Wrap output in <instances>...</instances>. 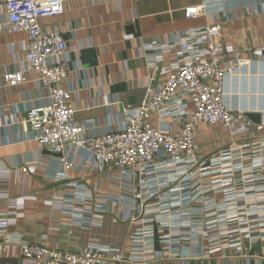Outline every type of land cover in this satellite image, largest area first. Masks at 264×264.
Instances as JSON below:
<instances>
[{
  "label": "built area",
  "instance_id": "1",
  "mask_svg": "<svg viewBox=\"0 0 264 264\" xmlns=\"http://www.w3.org/2000/svg\"><path fill=\"white\" fill-rule=\"evenodd\" d=\"M65 1L4 0L6 31L26 35V67L37 73L47 92V102L27 112L29 140L60 157L66 181L74 168L66 156L71 147L92 163V172L118 170L124 188L115 199L118 206L112 222H140L131 242L147 257L157 240L156 226L163 231L159 243L172 249L202 237L205 250L210 251L224 233L230 249L250 251L264 227V122L254 124L244 111L229 107L225 98L226 79L249 63L226 54L217 42L224 23L235 15L218 13L211 23L183 30L179 43L186 57L181 60L176 54L161 78L151 76L142 101L124 112L120 129L97 134L75 121L63 36L57 31L45 32L39 24L40 19L61 15ZM207 7V3L189 6L183 15L196 19L205 15ZM154 45L156 53L146 61L155 70L166 46L161 40ZM24 80L22 71L2 75V85L7 88ZM208 134L219 139V147L212 152L196 140ZM72 194V204L93 198ZM212 230L216 233L208 237L206 232ZM4 249L0 238V251ZM17 253L34 264L132 262L112 247L101 249L93 243L69 251L27 242L17 245Z\"/></svg>",
  "mask_w": 264,
  "mask_h": 264
},
{
  "label": "crops",
  "instance_id": "2",
  "mask_svg": "<svg viewBox=\"0 0 264 264\" xmlns=\"http://www.w3.org/2000/svg\"><path fill=\"white\" fill-rule=\"evenodd\" d=\"M202 3L208 5L205 15L184 17V8ZM218 13L235 15L223 25L217 38L220 47L230 56L249 60L226 79V101L235 110L260 111L264 122V0H66L61 15L40 19L39 24L45 32L61 33L65 41L64 65L71 71L68 81L77 124L97 134L120 129L124 112L139 105L151 76L161 78L176 54L181 60L186 57L179 43L181 32L211 23ZM7 21L0 0V238L6 245L0 264H34L17 253V245L27 242L69 251L93 243L132 259L115 264H264V227L260 239L244 253L230 249L224 233L210 251L202 237L172 249L159 243L163 231L156 226L157 240L147 257L131 242L141 223L112 222L115 199L124 188L118 170L92 172V163L71 147L66 156L74 168L64 180L60 157L29 140L27 112L45 104L47 92L37 73L26 67V35L7 32ZM155 40L166 47L154 70L146 57L155 55ZM7 71L24 72V82L4 87L2 75ZM196 140L208 152L220 145L209 134ZM73 191L93 198L72 204ZM215 233L206 232L208 237Z\"/></svg>",
  "mask_w": 264,
  "mask_h": 264
},
{
  "label": "water",
  "instance_id": "3",
  "mask_svg": "<svg viewBox=\"0 0 264 264\" xmlns=\"http://www.w3.org/2000/svg\"><path fill=\"white\" fill-rule=\"evenodd\" d=\"M245 117L248 118L254 124L260 125L262 123L263 114L260 111H248L245 112Z\"/></svg>",
  "mask_w": 264,
  "mask_h": 264
}]
</instances>
